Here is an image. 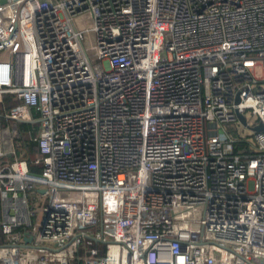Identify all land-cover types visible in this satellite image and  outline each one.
<instances>
[{"label":"built area","instance_id":"2783aa9c","mask_svg":"<svg viewBox=\"0 0 264 264\" xmlns=\"http://www.w3.org/2000/svg\"><path fill=\"white\" fill-rule=\"evenodd\" d=\"M5 155L0 264H264V0L0 1Z\"/></svg>","mask_w":264,"mask_h":264},{"label":"trees","instance_id":"16d2710c","mask_svg":"<svg viewBox=\"0 0 264 264\" xmlns=\"http://www.w3.org/2000/svg\"><path fill=\"white\" fill-rule=\"evenodd\" d=\"M2 123H5V118H2ZM33 123L28 122H19L18 126L21 129V132L25 129H30V126ZM37 124H33V131H28L27 133H22L18 138H15L14 141L16 143L17 149L20 152V156L25 158L28 163L29 169L32 172H38L41 169L40 164H34L33 160L39 156V150L36 140L33 139L35 132L37 131ZM244 145V143L242 142ZM241 146V143L237 142L235 148ZM9 159H12V156L5 155L0 157V163H3ZM75 264H80L79 262H75Z\"/></svg>","mask_w":264,"mask_h":264},{"label":"rangeland","instance_id":"374dc122","mask_svg":"<svg viewBox=\"0 0 264 264\" xmlns=\"http://www.w3.org/2000/svg\"><path fill=\"white\" fill-rule=\"evenodd\" d=\"M247 117L249 118L250 117V114L247 112ZM233 134L235 135H242L243 137H245L248 141L252 142L253 141V135H252V131L248 128H245L243 126H241L240 128L238 127V129L236 131L233 132ZM59 195H62V196H67L68 195V192L66 191H60L59 192ZM41 213V209L40 208H37V214L40 215ZM94 242L93 240L91 239H88L87 240V245L88 246H91L93 245ZM103 247H104V244H100V248H101V251H103Z\"/></svg>","mask_w":264,"mask_h":264},{"label":"crops","instance_id":"0c3cea01","mask_svg":"<svg viewBox=\"0 0 264 264\" xmlns=\"http://www.w3.org/2000/svg\"><path fill=\"white\" fill-rule=\"evenodd\" d=\"M9 102H10V100L8 98H6L4 105H7ZM2 124L3 125L7 124V120L5 119V123H2ZM13 129H15V131H18L20 134L27 133L28 131H33V124H31L30 129L27 128V129L23 130L22 132H21V129L19 128V126H18V123L15 125V127Z\"/></svg>","mask_w":264,"mask_h":264},{"label":"water","instance_id":"95a60500","mask_svg":"<svg viewBox=\"0 0 264 264\" xmlns=\"http://www.w3.org/2000/svg\"><path fill=\"white\" fill-rule=\"evenodd\" d=\"M0 1L3 2L5 0H0ZM237 115H238V118L240 119V121L244 123L245 122V118H244L243 114L238 112ZM261 128H262L261 124H258V125H255V126L252 127L253 130H259ZM89 237H91V236H89ZM28 239H29V237L26 238V240H28Z\"/></svg>","mask_w":264,"mask_h":264}]
</instances>
